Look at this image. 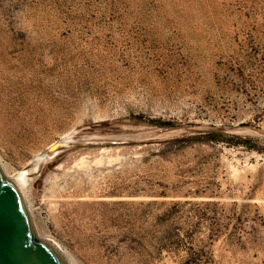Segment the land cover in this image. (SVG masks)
Listing matches in <instances>:
<instances>
[{
  "label": "rangeland",
  "instance_id": "rangeland-1",
  "mask_svg": "<svg viewBox=\"0 0 264 264\" xmlns=\"http://www.w3.org/2000/svg\"><path fill=\"white\" fill-rule=\"evenodd\" d=\"M68 264H264V0H0V166ZM2 170V171H3Z\"/></svg>",
  "mask_w": 264,
  "mask_h": 264
},
{
  "label": "water",
  "instance_id": "water-1",
  "mask_svg": "<svg viewBox=\"0 0 264 264\" xmlns=\"http://www.w3.org/2000/svg\"><path fill=\"white\" fill-rule=\"evenodd\" d=\"M90 138L59 140L47 154L84 145ZM0 264H67L48 242L36 238L30 215L19 188L7 180L0 168Z\"/></svg>",
  "mask_w": 264,
  "mask_h": 264
},
{
  "label": "bare ground",
  "instance_id": "bare-ground-1",
  "mask_svg": "<svg viewBox=\"0 0 264 264\" xmlns=\"http://www.w3.org/2000/svg\"><path fill=\"white\" fill-rule=\"evenodd\" d=\"M74 138H75L74 134H68V135L63 136L61 141L65 142V143L72 142L74 140ZM53 146H55V143L50 145L48 148H51ZM55 154H56V152L52 153V154H50V153L47 154L46 149H45L43 152L37 154L25 168H23L21 171H18L15 176H9L5 172V170H3V169H1V170H3L2 172H3V175L5 176V178L7 180L11 181L13 184H15L20 189L22 184L27 180V177H25L24 175L25 174H28V175L31 174L32 175V174L38 172L40 167L42 166V164L47 162L48 160H50V158H52ZM0 168H2V166H0ZM44 241L51 244L67 262V259H66V256L64 255V253L52 241L47 240V239H44ZM67 264H68V262H67ZM69 264H71V263H69Z\"/></svg>",
  "mask_w": 264,
  "mask_h": 264
}]
</instances>
